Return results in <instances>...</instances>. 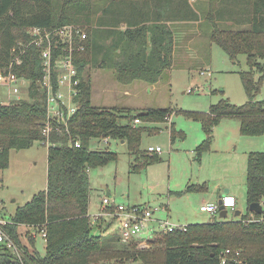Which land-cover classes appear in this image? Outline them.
<instances>
[{
	"label": "trees",
	"instance_id": "trees-1",
	"mask_svg": "<svg viewBox=\"0 0 264 264\" xmlns=\"http://www.w3.org/2000/svg\"><path fill=\"white\" fill-rule=\"evenodd\" d=\"M208 1L203 7L190 0H0V70H6L18 55L21 63L14 62L13 71L30 81L28 98L0 106V175L10 167L12 151L29 149L45 140L42 127L47 120V92L43 86L42 51L46 43L30 44L29 29L81 24L87 32L86 39L75 41L76 47L84 46L74 51L80 78V93L75 97L79 108L69 121L68 131L51 134L46 188L18 206L11 216L14 224L8 230L22 248L21 259L4 248L0 264H221V254L228 248L242 250L246 264H264V212L249 209L247 214L231 220L214 218L207 223L188 224L185 229L156 230L144 248L135 241L123 242L118 232L108 234L112 236L101 230L95 232L89 214V171L118 156L109 149L91 148L92 139L123 141L137 161L151 163L159 159V154L149 156L146 150L140 153L143 132L150 128L135 120L163 122L172 108H149L134 114L125 107L95 106L91 102V80L82 77L86 66L92 65L114 69L122 83L136 79L157 82L172 65L175 37L166 22H148L150 14H160L158 17L166 21L199 20L202 34L232 59L246 55L248 69L239 72L248 97L244 104L222 98L208 112H186L202 123L206 134L196 148L197 157L200 159L210 149L214 127L226 117L240 120L241 134L264 135V100L257 98L264 82V0ZM227 20L233 22L226 24ZM121 21L127 28L114 31L112 27L118 28ZM102 34L113 40L107 43ZM53 85L57 89L55 74ZM177 133L173 125L172 143ZM133 168L139 170L134 164ZM246 183L248 205L261 202L264 206V152L249 153ZM252 214L254 219L250 218ZM29 226L46 231L44 254L37 249V238L28 231ZM22 228L28 232L22 233Z\"/></svg>",
	"mask_w": 264,
	"mask_h": 264
},
{
	"label": "rangeland",
	"instance_id": "rangeland-1",
	"mask_svg": "<svg viewBox=\"0 0 264 264\" xmlns=\"http://www.w3.org/2000/svg\"><path fill=\"white\" fill-rule=\"evenodd\" d=\"M198 41L196 40V44L192 43L193 49H196ZM180 45L186 48L188 44L181 40ZM209 49L210 55L206 60L202 63L191 60L189 64L182 61L191 57L183 49L180 61L176 63L178 66L170 72V82L162 80L152 91L135 88L131 95H125L123 89L132 90L134 84L117 81L111 71L97 70L99 68L89 65L83 70V79L91 80L94 90L91 102L95 106L125 107L134 114L145 108H172L170 120L158 123L139 122L150 128L143 132L140 153H146L149 146H160L164 150L158 155L159 159L151 163L144 159L137 161L127 144H122L118 139L108 138V142L104 139H92L91 148L109 149L118 154L117 159L89 171V214L95 232L102 231L106 235L117 232L115 229L118 225L113 219L106 217V221L93 220L100 212L102 200L108 196V192L116 204H142L159 209L154 212L156 221L152 223L157 231L162 230L157 219H169L173 224L188 225L221 218L201 211L200 206L205 200L217 203L219 195L225 194L226 189L236 197L237 206L235 210L228 209L225 219L239 218L237 210L242 214L250 211L246 183L248 155L250 152H264V135L241 134L239 120L226 117L214 127L210 149L203 152L200 159L197 157L196 148L206 138V134L202 123L186 112H208L210 106L222 98H228L237 105L244 104L248 99L239 74L248 69L246 55L241 54L234 60L216 42H212ZM256 76L259 77L260 73H256ZM138 83L144 85L141 81ZM29 85L30 81H26L23 99L29 97ZM4 93L5 90L0 87V100H4ZM257 98L264 100V82ZM45 123L46 121L42 131ZM173 125L178 132L174 143L171 141ZM41 142H35L29 149L12 151L10 167L1 172L0 210L8 217L15 213L18 206L30 201L35 193L46 188L49 146L45 140ZM133 164L139 170H134ZM189 187L192 189L188 190ZM250 218L254 219V214ZM22 229L20 231L24 234L31 232ZM142 237L147 235L143 234ZM36 247L44 254L46 240L38 236ZM114 263L115 261L111 262Z\"/></svg>",
	"mask_w": 264,
	"mask_h": 264
},
{
	"label": "built area",
	"instance_id": "built-area-1",
	"mask_svg": "<svg viewBox=\"0 0 264 264\" xmlns=\"http://www.w3.org/2000/svg\"><path fill=\"white\" fill-rule=\"evenodd\" d=\"M31 35L30 44L41 46L46 43L42 51V59L44 66L43 86L47 92V120L44 126L43 134L45 142L48 146L51 145L50 137L52 132L69 130V121L79 108L75 97L80 93L78 85L80 78L78 68L74 63V51L82 50L83 45L75 46L76 39L83 40L87 38V32L78 24H66L52 30H44L40 27H31L29 29ZM58 51V56L55 57V52ZM20 64L21 59L17 55L9 64L6 70H0V87L5 90L3 94L4 100H0V106H10L23 100V88H25L26 79L19 76L13 71V63ZM53 74L57 76V89L53 85ZM66 89V91H65ZM192 92V90H189ZM65 96V98H63ZM171 113L167 114L165 121L170 120ZM172 117V116H171ZM55 118V119H54ZM55 120L59 121L60 125L55 124ZM136 123L141 122L139 119ZM61 124L65 128H61ZM108 142V138H104ZM78 146L79 143L77 142ZM148 154H162L163 148L160 146H149L146 150ZM221 203H206L200 206L201 211H206L214 215L220 214V205H224L227 209L235 210L237 199L233 194L226 193L221 196ZM159 209H152L147 205L135 204L124 205L116 204L113 198L108 195L102 200V208L100 212L94 216V222L99 219L106 221V217L117 222L115 231L121 237L123 242L135 241L138 247L144 248L149 246V240L156 232L151 225L155 222L153 215ZM162 231H174L176 229H185L187 225L173 224L167 220H158ZM14 224L11 217H8L5 212L0 210V251L4 248L9 249L12 254L21 259L22 248L11 236L8 226ZM29 229L37 238L40 236L44 240L47 239V233L44 229L35 231L29 226ZM161 231V230H160ZM151 233V234H150ZM147 237H142V235ZM149 234V235H148ZM221 264H246L242 250H232L230 248L224 250L221 254Z\"/></svg>",
	"mask_w": 264,
	"mask_h": 264
},
{
	"label": "crops",
	"instance_id": "crops-1",
	"mask_svg": "<svg viewBox=\"0 0 264 264\" xmlns=\"http://www.w3.org/2000/svg\"><path fill=\"white\" fill-rule=\"evenodd\" d=\"M129 1H131V0H129ZM190 2H192V1L190 0ZM195 4H197L199 6L206 7L207 4H208V1H205V0H196ZM231 7H234V5H231ZM239 7H240L239 5H236V7H234V8H239ZM200 10H202V9L199 8V11ZM241 10H243V9H240L238 11L239 12H242ZM98 14L100 15L101 13H98ZM159 15L160 14H150L149 15L150 18H149V16H147V21L148 22H152V21L157 20V21H161V22H166L172 28V30L174 32V37H175V47H174V51H173V61H172V65L170 66V68L166 69L162 73V75L159 78V80L157 82H155V83H149L147 81L139 80V79H136V80L130 82L131 84H134V88L132 90H130V88L129 89H126V88L123 89V92H124L125 95H131L132 93H134L135 88H139V87H141L143 89H147V90H151L152 91L154 89V87L155 86L157 87L160 84V81H162V80H166V81H169L170 82V72H171V70L173 68H176L178 66L176 63H178V61H180V52L181 51L184 52V50H185V53H186V50H187V52L191 56L188 59L182 60L184 64L185 63H188L189 64V62L191 60H198V61H200L202 63V61L203 60H206L209 57V55H210V49H209V47H211L213 41L211 40V38L209 36L208 37L207 36H204L199 28H197V29H193L192 28V26H198L199 25V20H197V21H185V20H180L178 18L177 19H169L168 18L167 21H166L163 17H161V19H160L158 17ZM126 16H128V13L126 14ZM232 22L233 21H231V20H227V23H229V24H231ZM105 27H106V29L109 28V26H105ZM105 27H101V28H105ZM112 28H113L114 31H116L117 29L125 30L127 28V24L125 22H122L121 21V25L118 28H115V27H112ZM102 36L104 38L103 40H106L107 43H110L113 40V38H111L112 36L108 37L109 36L108 34H105V35L102 34ZM181 40L182 41H186V44H188L186 46V48H185L184 45H180ZM196 40H199L197 42L198 45H196V49H193L192 43L193 44H196L195 43ZM180 48H183L184 50L183 49H180ZM185 53H184V56L186 55ZM113 54H116V53L113 52ZM102 56H103V53H100V58L101 59H102ZM89 66H92V65H89ZM94 68H97V67H94ZM97 70H109V71H111L114 74L115 79L118 81L117 74H116V72H115L114 69L99 68ZM138 81L143 82L144 85L139 84ZM169 82H166V83H169ZM130 83H124V84H130ZM93 92H94V90L92 88V95H93ZM147 109H149V108H145L143 110H147ZM227 118H234V117H227ZM223 119H225V118H223ZM235 119L239 120L238 118H235ZM239 122H240V120H239ZM151 123H158V122H151ZM109 139H111V138H109ZM121 143L124 144L123 141H121ZM229 193L232 194L230 192V190H229ZM108 195H110L109 192H108ZM223 195L224 194H220L219 195V199ZM206 203H212V202H209V201L206 202V200H205L202 203V205L203 204H206ZM152 223H151V225H152Z\"/></svg>",
	"mask_w": 264,
	"mask_h": 264
},
{
	"label": "water",
	"instance_id": "water-1",
	"mask_svg": "<svg viewBox=\"0 0 264 264\" xmlns=\"http://www.w3.org/2000/svg\"><path fill=\"white\" fill-rule=\"evenodd\" d=\"M225 193H229V189H226ZM219 202L221 203V199H219ZM249 209L251 211H254V212H257V213H260V214H262L264 212V206H263V204L261 202H253V203H251L250 206H249ZM227 214H228L227 209L224 207V205L221 204L220 205L219 217L226 218ZM241 214H242V212L240 210L236 211V215H241Z\"/></svg>",
	"mask_w": 264,
	"mask_h": 264
}]
</instances>
